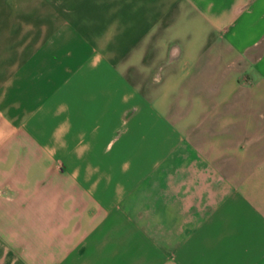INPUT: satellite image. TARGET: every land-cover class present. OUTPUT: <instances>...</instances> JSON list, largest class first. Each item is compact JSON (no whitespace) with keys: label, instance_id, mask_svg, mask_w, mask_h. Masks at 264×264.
<instances>
[{"label":"crops","instance_id":"crops-1","mask_svg":"<svg viewBox=\"0 0 264 264\" xmlns=\"http://www.w3.org/2000/svg\"><path fill=\"white\" fill-rule=\"evenodd\" d=\"M0 264H264V0H0Z\"/></svg>","mask_w":264,"mask_h":264}]
</instances>
